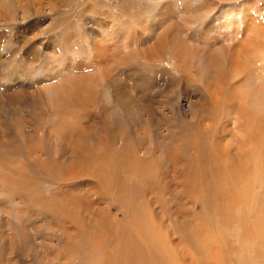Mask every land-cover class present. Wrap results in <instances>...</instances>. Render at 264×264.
I'll return each instance as SVG.
<instances>
[{
    "label": "rangeland",
    "instance_id": "1",
    "mask_svg": "<svg viewBox=\"0 0 264 264\" xmlns=\"http://www.w3.org/2000/svg\"><path fill=\"white\" fill-rule=\"evenodd\" d=\"M261 42L264 0H0V264L135 217L174 264H263Z\"/></svg>",
    "mask_w": 264,
    "mask_h": 264
},
{
    "label": "bare ground",
    "instance_id": "2",
    "mask_svg": "<svg viewBox=\"0 0 264 264\" xmlns=\"http://www.w3.org/2000/svg\"><path fill=\"white\" fill-rule=\"evenodd\" d=\"M175 2V1H174ZM179 2V1H178ZM178 2L176 4H178ZM231 12V11H230ZM229 14V12L227 13ZM238 14V13H237ZM240 14V12H239ZM226 16V15H225ZM228 16V15H227ZM226 16V17H227ZM230 16V15H229ZM235 18V17H234ZM229 17L227 18V20ZM231 19V18H230ZM238 20V18H236ZM239 22V21H238ZM234 23V22H233ZM236 25V24H235ZM234 25V26H235ZM233 26V25H232ZM239 27V26H238ZM261 45L264 46V42H261ZM262 47V46H261ZM263 49V48H262ZM250 81V80H248ZM246 82V81H245ZM252 85V84H251ZM254 87V85H252ZM257 88V87H256ZM257 90L263 94L264 92L257 88ZM264 90V88H263ZM257 93V91L255 92ZM254 95V93H253ZM263 103H264V96L262 97ZM262 101V100H261ZM260 101V103H261ZM262 106V105H261ZM199 173V172H198ZM237 174V173H236ZM199 175V174H198ZM200 176V175H199ZM221 176V175H220ZM209 176L208 178H210ZM222 177V176H221ZM206 178V177H205ZM207 178V179H208ZM205 179V180H207ZM211 179V178H210ZM209 179V180H210ZM126 187V186H125ZM229 197V196H228ZM237 198L235 197H229L227 206L230 210L236 211V207L234 209L231 208V206H236ZM229 210V211H230ZM224 211H222V214ZM226 215L227 212L225 213ZM136 215V214H135ZM132 217V215H131ZM139 217V216H138ZM150 218V217H149ZM223 218V217H222ZM140 219V218H139ZM144 219V218H143ZM142 220V219H141ZM145 220V219H144ZM143 220V222H144ZM224 221L227 220V218L223 219ZM145 223V222H144ZM143 223V224H144ZM142 221H138V218H130L127 222V224L124 226L126 228H123L119 226V231L115 235V238H113L112 246L110 248V253L105 250L103 247V243H100L101 245H98V247H92L91 249V257H89V263L90 264H174L167 256V251L164 248L162 238L159 237L156 234L158 232L150 231L147 228V224L143 225ZM150 224V222H149ZM121 225V224H120ZM117 226V227H118ZM150 227V225H149ZM156 227V226H155ZM99 228V227H98ZM116 228V225H115ZM162 229V228H161ZM113 230V229H112ZM110 231V230H109ZM163 231V230H161ZM112 233V232H111ZM247 232H241L240 234H244ZM164 234V233H163ZM166 234V233H165ZM237 237L239 236V232H237ZM247 235H249L247 233ZM164 236V235H163ZM190 236V235H189ZM243 236V235H241ZM110 237V236H109ZM109 237L107 239H109ZM244 237V236H243ZM167 238L163 239L167 242ZM98 240V239H97ZM101 240V239H100ZM104 240V239H103ZM246 240V239H245ZM92 241V240H91ZM170 241V240H169ZM168 241V244H170ZM110 243V242H109ZM106 244V243H105ZM104 244V245H105ZM196 244V243H195ZM87 245V244H86ZM94 245V244H93ZM173 246V245H172ZM90 247V246H89ZM113 247V248H112ZM171 247V246H169ZM200 248V245L198 246ZM104 248V249H103ZM243 248V247H242ZM245 248V247H244ZM264 248V247H262ZM175 251V250H174ZM258 251V250H257ZM176 253V252H175ZM236 253V251H235ZM178 254V253H176ZM220 254V253H219ZM218 254V255H219ZM238 254V252H237ZM243 254V253H242ZM254 255V254H253ZM258 255L263 256L264 253L260 252ZM90 256V255H89ZM172 257V256H169ZM177 257V256H176ZM222 259H225L223 254L221 255ZM238 257V256H237ZM256 257V256H255ZM254 257V258H255ZM214 258V257H213ZM216 258V256H215ZM238 261L241 264H249L247 258L242 259L240 256L237 258ZM242 259V260H241ZM177 260H175L176 263ZM250 262V260H249ZM257 262V261H256ZM179 263V262H178ZM264 264V263H263Z\"/></svg>",
    "mask_w": 264,
    "mask_h": 264
}]
</instances>
